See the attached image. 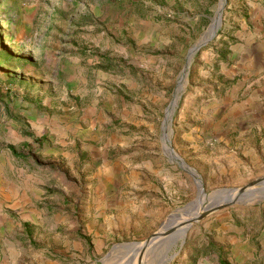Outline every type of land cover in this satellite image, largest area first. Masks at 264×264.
I'll return each instance as SVG.
<instances>
[{
  "label": "rangeland",
  "instance_id": "1",
  "mask_svg": "<svg viewBox=\"0 0 264 264\" xmlns=\"http://www.w3.org/2000/svg\"><path fill=\"white\" fill-rule=\"evenodd\" d=\"M247 1L0 0V115L34 122L20 123L19 188L0 193V264H130L136 241L197 196L187 166L202 207L264 174V77L236 63ZM220 260L264 264V190L133 262Z\"/></svg>",
  "mask_w": 264,
  "mask_h": 264
},
{
  "label": "crops",
  "instance_id": "2",
  "mask_svg": "<svg viewBox=\"0 0 264 264\" xmlns=\"http://www.w3.org/2000/svg\"><path fill=\"white\" fill-rule=\"evenodd\" d=\"M248 8V14L250 17V27L246 26L245 22L241 23V30H239V34H242L244 44L249 42V45L242 47L240 44V54L236 63H238L237 67L243 68L244 74H250L251 71H247L250 67L252 71H257L256 79H260L264 77V0H256V1H247L245 2ZM256 37L257 40L250 42V40ZM239 50V49H238ZM237 50V51H238ZM231 55H235V52H232ZM254 69V70H253ZM253 73V72H252ZM258 89V88H256ZM250 97H245L244 101H249ZM18 100H15L17 102ZM249 107L242 112L243 117L254 118L256 114L260 112L251 114ZM255 110V109H254ZM246 112V113H244ZM264 117V116H263ZM255 120V118H254ZM23 121L28 122L29 129L33 128L34 122L27 118H8L2 113L0 115V131L3 137H0V193L4 194L5 187L6 189L12 190L13 187L16 190L19 186L16 184V179L18 177V173L21 170L18 167V159L24 158V156H20L19 150L17 149V145L20 144L22 148H28L29 145V136L26 132H24L23 128H20V123ZM44 121V119H43ZM33 124V125H32ZM32 126V127H30ZM253 124L243 126V129H249ZM36 131L31 130L30 136H33L37 133L38 135H42L45 125L42 123ZM258 128V127H257ZM50 131V129H48ZM20 133H23V136H20ZM16 144V145H15ZM32 146L34 142L30 143ZM29 160V158H28ZM28 160H26L28 162ZM26 162V163H27ZM29 163V162H28ZM14 178V179H13ZM16 192V191H15Z\"/></svg>",
  "mask_w": 264,
  "mask_h": 264
},
{
  "label": "water",
  "instance_id": "3",
  "mask_svg": "<svg viewBox=\"0 0 264 264\" xmlns=\"http://www.w3.org/2000/svg\"><path fill=\"white\" fill-rule=\"evenodd\" d=\"M223 4V1L220 3V6L218 8V12L216 14V26L215 28L212 30V32L209 34V36L207 38H205L204 40H198L188 51L187 54V59L190 55V53H193L194 51L198 50L199 47L204 44L207 40H209L210 38H212L215 34L216 28L219 25V20H220V7ZM183 76V70L181 71V73L179 74V78H178V86L180 87V80ZM172 102V101H171ZM170 102V104H171ZM169 104V106H170ZM174 157H176V155H174ZM187 168L190 170V174L192 175L198 190H200V192L202 191V187H201V182L197 176V174L191 170L190 167L187 166ZM264 187V174L253 178L251 180H249L247 183L239 186V187H234V188H221V189H217L214 190L213 193L214 195H219V194H226L222 199H220L218 202L214 201L212 204H207L206 206H201L200 208H196L195 210L192 211H186V206L189 207V210L192 208V202L194 201L191 200L190 202H188L186 204V206H184L183 208H181V211L179 212H172L171 214H169V216L167 217V219L161 223L160 227L158 228V230H156L155 232H153L152 234H150L149 236H147L143 242L151 239V238H156V240H158L159 238H162L166 235H168L169 233H171L172 231H174L175 229H180L182 232V239L181 242L183 241V233L186 230V228L193 222H195L196 220L200 219L201 217L209 214L210 212L216 210V209H220L226 206L231 205L232 203L236 202L237 200H239L240 196L243 195L244 193L248 192L250 189H255V188H263ZM180 216V217H179ZM171 220V223H167L166 221ZM142 241V240H141ZM141 241H136V242H141ZM180 251V246L178 247L177 251L174 252L173 254H171L169 256L172 257L174 256L177 252Z\"/></svg>",
  "mask_w": 264,
  "mask_h": 264
},
{
  "label": "bare ground",
  "instance_id": "4",
  "mask_svg": "<svg viewBox=\"0 0 264 264\" xmlns=\"http://www.w3.org/2000/svg\"><path fill=\"white\" fill-rule=\"evenodd\" d=\"M216 17L214 18V20H213V22H212V25H211V28L209 29V31H208V34L203 38V39H201V40H204L211 32H212V30L215 28V26H216ZM192 53H190V55H191ZM189 55V56H190ZM189 58V57H188ZM176 97H174V99H175ZM175 101V100H174ZM174 104H175V102H174ZM168 144V143H167ZM260 189H262V190H264V187L263 188H255V189H250L249 191H254V190H260ZM248 191V192H249ZM247 193V192H246ZM246 193H244V194H246ZM203 192L201 191L200 192V190H198V193H197V196H196V198L194 199V201L192 202V208H200L201 206H202V203H203V201H204V196H203ZM227 194V193H226ZM226 194H219V195H221V197H220V199H222ZM243 194V195H244ZM217 195V194H216ZM215 195V196H216ZM243 195H241V196H243ZM214 196V195H213ZM218 196V195H217ZM240 196V197H241ZM219 199V200H220ZM218 200V201H219ZM217 201V202H218ZM209 204H211V203H209ZM180 217V216H179ZM167 223H171V220H169V222H168V220L166 221ZM169 238H174V240H176V239H182V232H181V230L180 229H175L174 231H172L171 233H169L168 235H166V236H164V237H162V238H159L158 240H161V242H165L166 240H168ZM154 240H156V238H151V239H149V240H147V241H145V242H137L136 244H135V246H134V248L132 249V252H133V254L129 257V259L127 258V259H125V261L127 262H130V264H135V262H133V260L135 259V258H137V259H139L140 258V256H141V254L146 250V248L148 247V246H150L151 245V243L154 241ZM170 243H172V242H170ZM168 244V243H167ZM116 248V247H115ZM130 248V247H129ZM164 258V257H163ZM168 258V257H167ZM133 262V263H132Z\"/></svg>",
  "mask_w": 264,
  "mask_h": 264
},
{
  "label": "trees",
  "instance_id": "5",
  "mask_svg": "<svg viewBox=\"0 0 264 264\" xmlns=\"http://www.w3.org/2000/svg\"><path fill=\"white\" fill-rule=\"evenodd\" d=\"M221 261V260H220ZM222 264H229L228 262H225L224 260L221 261Z\"/></svg>",
  "mask_w": 264,
  "mask_h": 264
}]
</instances>
